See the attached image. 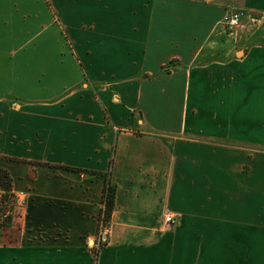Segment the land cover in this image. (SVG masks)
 Segmentation results:
<instances>
[{
    "label": "crops",
    "instance_id": "obj_1",
    "mask_svg": "<svg viewBox=\"0 0 264 264\" xmlns=\"http://www.w3.org/2000/svg\"><path fill=\"white\" fill-rule=\"evenodd\" d=\"M49 1L0 0V264H264V0Z\"/></svg>",
    "mask_w": 264,
    "mask_h": 264
},
{
    "label": "rangeland",
    "instance_id": "obj_2",
    "mask_svg": "<svg viewBox=\"0 0 264 264\" xmlns=\"http://www.w3.org/2000/svg\"><path fill=\"white\" fill-rule=\"evenodd\" d=\"M49 1V0H48ZM47 7H52L53 9V24L57 26L58 28L62 29V23L60 18V13L57 12L59 8V3H50L45 2ZM48 4V5H47ZM56 7V13L54 12V7ZM57 14V15H56ZM242 22V20H241ZM15 195H17L15 192L10 193L6 191L4 188L0 187V237L3 236L5 233L8 232L10 228H12L13 225H23L24 222L20 223V217H24V213L26 212V208L28 207V198L29 195L26 193L18 194L19 197H21L24 201H18V203H13V200L15 199ZM8 217L12 218V224L10 226L2 227V224L5 223ZM101 225V223H100ZM98 228V233L96 238L91 240V243L88 242V247L90 250L96 255L98 253V250L104 245L106 242L105 235L107 233V221L103 222V225Z\"/></svg>",
    "mask_w": 264,
    "mask_h": 264
},
{
    "label": "trees",
    "instance_id": "obj_3",
    "mask_svg": "<svg viewBox=\"0 0 264 264\" xmlns=\"http://www.w3.org/2000/svg\"><path fill=\"white\" fill-rule=\"evenodd\" d=\"M0 187L4 188L6 191L10 193H13L12 178L9 172L5 169H0ZM115 196H116V187L110 181V179H108L103 193V202L105 205L103 221H107V222L110 221L112 211L115 207ZM11 224H12V218L8 217L5 223L2 224V227L10 226Z\"/></svg>",
    "mask_w": 264,
    "mask_h": 264
},
{
    "label": "built area",
    "instance_id": "obj_4",
    "mask_svg": "<svg viewBox=\"0 0 264 264\" xmlns=\"http://www.w3.org/2000/svg\"><path fill=\"white\" fill-rule=\"evenodd\" d=\"M245 15L244 11L238 8H233L228 16L225 18L226 25L228 26L229 30H235L240 24L243 16ZM24 201L19 195H15V199L13 200V203H18V201ZM104 222V221H103ZM165 222L172 226L175 223V220L173 216L168 215L165 218ZM103 223L101 224V226Z\"/></svg>",
    "mask_w": 264,
    "mask_h": 264
}]
</instances>
